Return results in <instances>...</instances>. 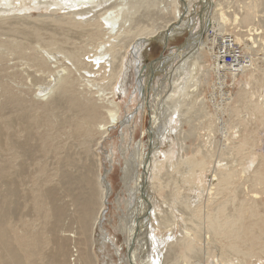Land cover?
I'll use <instances>...</instances> for the list:
<instances>
[{
  "label": "rangeland",
  "instance_id": "rangeland-1",
  "mask_svg": "<svg viewBox=\"0 0 264 264\" xmlns=\"http://www.w3.org/2000/svg\"><path fill=\"white\" fill-rule=\"evenodd\" d=\"M168 1L83 0L72 8L62 0L0 2V67L5 69L0 72V107L8 96L45 103L59 97L60 85L71 80L74 95L81 99L93 96L101 108L98 122L105 119L103 116L111 118L112 124L100 143L97 133L83 140L87 147L83 160L92 164L95 184L98 171L106 174L109 188L95 229L94 259L98 264H264V0H220L222 7L240 21L223 23L220 31L204 34L200 59L195 68L191 67L196 70L187 66L173 79L174 100L163 106L157 102V92H162L168 82L163 63L179 56L180 47L200 31L205 10V0H177L176 10L170 12ZM192 23L195 26L190 30ZM167 24L170 27L164 28ZM160 26L163 28L157 29ZM117 28L121 31L115 33ZM134 31L142 34L133 36ZM149 31L157 34L149 36ZM243 35L251 38L248 46L235 39ZM225 38L236 43L246 59L238 62L247 67L217 70L215 55L220 40ZM20 46L22 52L11 50ZM160 53L156 68L152 66L154 73H150L149 67ZM34 59L43 66L36 65ZM180 64L175 58L166 69L174 72ZM141 75L145 93L139 88L142 81L137 83ZM4 110L21 132L12 108ZM100 123L95 128L103 125ZM21 134L15 137L20 142L26 135L23 131ZM36 139L33 142L39 144ZM68 144L74 153L82 151L78 143L68 140ZM18 152L15 158L27 163L30 173L42 163L51 170L58 165L51 153L39 157L42 159L37 164L21 149ZM4 154L0 152V161L7 158ZM143 155L149 165L150 226L143 223L137 227L140 216L135 220L126 207L130 202L128 209H135L136 200L142 204L145 201L139 193ZM123 170L139 190L132 197L122 186ZM227 177L230 185L222 188L221 182ZM29 180L31 175L25 174L22 194L30 195ZM21 208L19 216L33 223L24 215L27 206ZM239 208L248 256L212 233L221 209L230 217ZM133 220L137 228L132 236L134 245L127 246L131 229L127 235L123 227ZM40 228L41 224H36L33 230ZM63 235L73 237L69 232ZM69 251L73 264L77 255L73 241Z\"/></svg>",
  "mask_w": 264,
  "mask_h": 264
},
{
  "label": "bare ground",
  "instance_id": "bare-ground-1",
  "mask_svg": "<svg viewBox=\"0 0 264 264\" xmlns=\"http://www.w3.org/2000/svg\"><path fill=\"white\" fill-rule=\"evenodd\" d=\"M4 1L6 2L4 3L5 5L11 3V0H0V2ZM62 1L64 3L66 2L67 7L69 8L75 7L83 2V0ZM168 2L169 11H175L177 8V0H169ZM204 3V13L202 14L201 12L202 16L199 14L202 17L200 31L190 39V43L187 41L189 44L185 42V44L180 47L181 49L178 48L180 49L179 53L181 54L178 53L177 55L179 56H176L175 58H178L179 62L181 61L180 66L176 71L172 72L169 68L166 69V67L169 66L175 58L169 59L167 63H163V65L166 64L163 69H165L168 74L172 73L171 75L166 74V82H168L166 86L163 87L162 92H157V102H159V105L161 104L164 106L165 103L167 106L173 102L175 96H173L172 90L173 85L176 83L174 80L183 74L186 69L185 67L188 66L189 70L192 66L195 68L200 59L199 51L203 48L206 42V39L203 38L204 34L206 36V34L208 35V33L214 29L220 31L223 23L231 22L230 25H233V23L240 21V18L234 16V14H229V11L222 7L220 0H205ZM37 5L38 4H36V6ZM190 7L192 10L194 9L192 2L190 3ZM228 15H233V17L228 19ZM242 16L246 17V14H243ZM194 26L195 25L192 23L188 27L192 30ZM74 27L79 28V25H74ZM111 27L112 26H110L109 30H112ZM163 27L170 26L167 24ZM163 27L160 26L157 29L160 28L161 30ZM117 29L115 33L121 31ZM166 30L168 29H163L164 32ZM155 31L158 30L155 28ZM111 32L113 36L114 32L110 31V33ZM110 33L108 35H111ZM254 33L257 34L256 32ZM254 33L252 35H254ZM139 34L142 33H139V31H134L132 33L133 36H139ZM155 34H157V32H153L149 36H154ZM90 35L91 37H95L93 34ZM240 37H235V39L238 40V43L240 42L241 44L248 46L247 41H250L251 38L246 39L244 35L243 38ZM49 45H53L52 41L49 42ZM183 47L184 49H182ZM253 47H255L254 43ZM11 50L19 53L20 51L22 52V47L11 48ZM173 55L174 54H172V56ZM159 59L160 58L154 61L151 67H149L150 65L148 66L150 73H154L152 66L153 68H156L155 64L159 62ZM34 61L36 65L40 67L43 66L42 62L39 60L34 59ZM75 61L77 62V60ZM216 61L218 62L217 58ZM216 64L218 67V63ZM137 66L139 65L137 64ZM243 66L247 67L246 64L244 65L242 63H239V66L237 67ZM237 67L229 66L233 71H235ZM194 68L192 69L196 70ZM3 69L4 67H0V72ZM138 70L140 71V69ZM217 70L220 71L219 68ZM117 74H115V76ZM141 76V79H139L137 83L138 85L141 84L139 88L142 90V93H145L146 84L143 83L144 75ZM170 76L172 78L171 81H169ZM235 76L236 74L233 75V77ZM63 95H67L69 98L64 100V98L62 99ZM85 97L86 99H81L79 95H74L73 81L68 80L60 85L59 97L51 99L45 103L39 102L33 104V102H23L19 96H8V98L6 97L7 102L0 107V152L3 154L5 153L7 157L3 158V161H0V165L3 162L0 166V264H72L69 260V246L72 241L76 247L75 252L77 253L76 258L73 259V264H98L94 259L96 258L94 254L95 229L102 218L101 215L107 203L106 200L109 195V188L106 180H104V175L106 174L102 175L101 172L99 173L98 171L95 184L92 177V164L83 160L87 151V147L83 140L87 139L90 135L97 133V136H99L98 143H100L101 139L107 135L108 128L111 126L112 122L109 115L105 117L103 116L105 119L103 121L101 120V123L98 122V120L101 119V108L95 103L92 98L93 96L89 95ZM104 99L106 100V98ZM61 105H63L64 108H62ZM10 107L12 108V114L14 115L15 122L19 126V130H22L24 134H26L21 142L16 140L15 137L16 135L17 137L21 136L22 131L18 133V130L12 125L13 122L11 124L9 121L12 117L7 116L5 113L6 110H4ZM30 107L34 109L39 108V111L33 112ZM57 111L59 112L57 113ZM107 111L110 112V110ZM97 123L103 125L95 128ZM35 137H37L39 144L36 143V141L33 142V140L36 139ZM20 139L22 138L20 137ZM68 140H72L73 143H78L82 151L80 153H74L72 151V146L68 144ZM19 149L27 155L32 156L27 157L33 158L37 164H39L42 159L39 157L51 153L54 155V159L57 161L58 165L55 169L51 170L46 163H42L39 167L37 166V169L34 167L33 169L35 170H31L30 173L28 172L29 169L25 166L27 163L25 165L21 164L18 162L20 159L17 160L19 157L17 156V158H15L17 153L19 154ZM38 153H40V156H38ZM146 154L148 155V152ZM147 159L148 158L145 155L141 158L142 173L139 180V193L142 198H144L143 195L145 194V201L142 204L136 200L135 209L131 206L128 209L130 202L126 207V211L129 210V213L132 210V213L136 217L135 220L140 216L137 227L143 223L144 225L145 223L148 225L150 224L148 208L150 197L147 192L149 181V175L147 174L149 165ZM16 168L19 169L17 170ZM125 170H127V168H125ZM125 170H123L124 173L121 177V183L123 188L129 193V196L132 197L139 190L137 186H135L136 184L133 186L131 185L130 177H127V172H125ZM129 171L130 170L128 169V172ZM25 174H29L32 177V180L28 181L30 184L32 182L30 195H28L29 193L22 194L21 191V185H23L22 181H24ZM22 177L23 180H21ZM256 178V180H258V176ZM221 183L223 184L222 188H228L230 185L229 177ZM24 204L27 206V211L24 215L30 217V219L33 220V223L24 222L22 217L19 216V209ZM242 206L244 205L242 204L240 207ZM242 213V209L239 208L236 215L229 217L225 216L223 209H221L219 215L214 219L217 227L213 228L212 233H214V237L216 235L218 239L223 240L226 245L230 242V247L235 249L238 253L248 256L249 251L244 248V234L240 230ZM36 224H41L39 231L33 230ZM134 225L135 222L133 220V223L127 225L125 228L123 227V231H127V235H129L131 229V236L129 237L130 240L128 241L127 246L134 245V239L132 236L135 233V229H137ZM243 230L245 233V229ZM66 232L73 233V237L70 235H63V233ZM49 244H51V247L48 249ZM158 255L159 254L156 253V258H158ZM132 264H134L133 261Z\"/></svg>",
  "mask_w": 264,
  "mask_h": 264
},
{
  "label": "built area",
  "instance_id": "built-area-1",
  "mask_svg": "<svg viewBox=\"0 0 264 264\" xmlns=\"http://www.w3.org/2000/svg\"><path fill=\"white\" fill-rule=\"evenodd\" d=\"M215 56L218 59L216 63H218V68L221 72L229 68V66H239L238 61L246 60L236 43L229 38L221 40Z\"/></svg>",
  "mask_w": 264,
  "mask_h": 264
},
{
  "label": "water",
  "instance_id": "water-1",
  "mask_svg": "<svg viewBox=\"0 0 264 264\" xmlns=\"http://www.w3.org/2000/svg\"><path fill=\"white\" fill-rule=\"evenodd\" d=\"M162 56V54H159V58ZM143 193V192H142ZM144 194V193H143ZM143 197L145 198V194L143 195ZM148 209V208H147ZM147 211V210H146Z\"/></svg>",
  "mask_w": 264,
  "mask_h": 264
}]
</instances>
